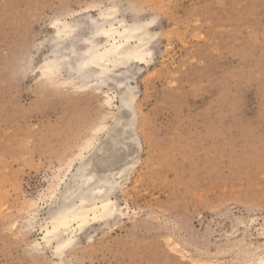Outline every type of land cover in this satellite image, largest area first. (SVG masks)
Returning a JSON list of instances; mask_svg holds the SVG:
<instances>
[{
    "label": "rangeland",
    "instance_id": "374dc122",
    "mask_svg": "<svg viewBox=\"0 0 264 264\" xmlns=\"http://www.w3.org/2000/svg\"><path fill=\"white\" fill-rule=\"evenodd\" d=\"M112 7L154 35L134 117L113 80L82 89L37 69L55 20ZM86 162L133 166L116 195L126 214L82 236L72 264H259L264 0H0V264H60L33 249L30 207L42 222L60 169Z\"/></svg>",
    "mask_w": 264,
    "mask_h": 264
},
{
    "label": "bare ground",
    "instance_id": "6f19581e",
    "mask_svg": "<svg viewBox=\"0 0 264 264\" xmlns=\"http://www.w3.org/2000/svg\"><path fill=\"white\" fill-rule=\"evenodd\" d=\"M117 13L112 7L101 9L96 16L55 20L58 30L47 39L50 48L45 54L40 53L37 69L48 77L66 76L67 83H76L75 87L82 89L103 87L113 80L118 92V110L134 117L138 86L133 80L139 65L152 56L154 35L137 18L127 22L118 18ZM134 124L135 120L129 121L116 135H124L127 128L133 131ZM105 128L100 127L97 132ZM78 156L83 158V153ZM87 163L75 169L71 165L60 169L57 183L51 185V192L44 197L50 207L42 222L39 220L43 209L38 210L37 203L30 207L32 225L39 226L42 233V241H35L33 249L52 251L60 264H72L68 255L80 245L82 236L91 238L95 226L110 224L126 214L116 195L121 192L133 164L127 162L122 169L116 168L118 171L95 172ZM259 264H264V257Z\"/></svg>",
    "mask_w": 264,
    "mask_h": 264
}]
</instances>
